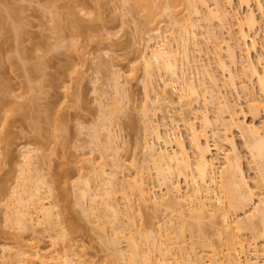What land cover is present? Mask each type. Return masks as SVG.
Wrapping results in <instances>:
<instances>
[{"label": "rangeland", "instance_id": "1", "mask_svg": "<svg viewBox=\"0 0 264 264\" xmlns=\"http://www.w3.org/2000/svg\"><path fill=\"white\" fill-rule=\"evenodd\" d=\"M202 1H206V4L211 7H213V2H215L214 0ZM123 3V0H0V264H10L13 262L14 253L18 249L16 238H18V234L20 235V230L17 226L15 227V223L14 225L12 221L6 219L10 218L7 217V214L8 216L10 215L8 212L11 209L9 210V208L13 209L12 202L14 200L12 199H14V193L12 191L17 187L19 182L18 177H21L19 176L21 174L20 166L23 165L21 153L25 151L24 149H32L35 152L34 154L37 155L35 156L36 159L40 161L39 163L36 160L38 162L37 165L41 170L43 169L41 173L44 172V178L54 189L52 199L53 201L55 199L56 218L59 217L58 222L61 223L60 227L68 234L67 238L72 239L76 244L78 256L81 257L79 260H76V264H105V260L108 259L107 257L113 258V255H111L112 249L109 248L108 250V245L106 243L102 244L103 241L100 240V235H97V232H94V230L90 231L87 229L89 221L85 219V217L83 218L82 206L79 203L80 201H78L77 191L80 192L81 190H77V188L75 190L74 184L78 181L79 175H84L86 172H88L86 173L88 175L89 172L93 171L92 167H97L101 162L106 163L105 167L109 172L117 171L121 168L119 166L115 168V163H112L115 160L113 155H110L111 158L110 156L104 158V154L101 153L104 150L102 147L106 146L105 148H107L108 145V141L105 142L106 137L103 135L108 131L104 132L105 130H103V127L106 129L110 121L106 123L107 121L104 122L101 120H109L108 116L104 118L105 115H103L104 113L108 114V109L109 111L110 109H116L118 111L116 112L115 110L116 113H114L116 115L112 113L113 111H110L113 115H109L113 116V118L109 117L112 118L111 120L113 122L111 121L112 127H109L111 124L108 126L112 133H118L116 137L119 138L120 141L119 139L116 140L120 143L119 150H121V153L119 155L118 152L117 155H119L118 158L120 161L125 163H120V166L124 165L122 169H119L120 171H117V175L121 178L126 177V180H132L134 178V173L137 170L139 171L137 168H140V170L143 169V172L148 168V172H145V176H148L149 168L150 173L153 172L151 168L152 162L146 165L145 162L147 159L145 160L146 155L143 153L147 145L146 142L149 143L153 140L152 136L144 132L145 124H143L144 118L142 110L146 107L145 99L148 91L147 87H145V81L147 83L145 79L147 78L144 72L142 52H144L145 46H147L145 40H148L147 38L150 37L149 35H153L155 31L148 29L146 24H144V18L141 17V12L136 9L137 6L131 4L134 5L131 7L129 3L126 5ZM125 6H127V10H125ZM133 7L136 8L132 10ZM200 9L202 12V21L199 23L196 19L197 17H195L194 20H197L200 25L199 31L201 35H199V37L201 39V45L205 48L210 47V50H214V41L212 40L213 42L211 43L212 38H208V32H210L211 34L214 33L215 37L218 36V40H220L221 43L231 42L233 46L234 41L230 40L229 34L227 33L228 25H223L216 20H211V22L208 18L206 19L207 21L204 20V17L208 15V13H206L208 12L207 8L202 6ZM249 9H252L257 17H261V12L255 0H250L249 4L241 5L237 3L232 12H234L239 19L242 18L244 22V18L247 17ZM130 10L132 11L130 12ZM135 10H138V13ZM188 10L184 8V12L182 11L180 15L184 14V17H188ZM56 16L61 18L59 19ZM181 16H167V18H164L165 21L161 22L159 26V28L162 29L160 31L164 32H162L165 34L164 36L167 37L168 41L172 46L174 45L175 48L180 46L184 39L181 38L184 31L180 32V28L182 31V28L185 27L179 24ZM75 18H77L79 21L78 23H80V27H75L77 31H74V28L71 26L72 20ZM55 19H59V22H62L61 25L60 23L57 25ZM177 20H179V23ZM235 22L236 21L233 22L234 25L232 29L236 33L239 23L236 22L235 25ZM181 23L183 22L181 21ZM54 24L56 27L61 26L60 28L57 27L61 32L55 28ZM220 24L225 28L222 29L223 27ZM64 25L68 26L65 27ZM70 29H73V31ZM207 30L209 31L207 32ZM251 33L252 39L257 43V48L256 50H252L249 56L253 59V62L256 63L260 72H263L264 62L261 61L264 57L262 56V59L261 55H264V29H258ZM180 38L182 39L181 41ZM221 46L224 47L223 50H221L222 58L224 61L226 60L227 65L229 63L228 67H231L230 69L236 72V90L231 88L229 84L228 87L225 88L227 82H225L224 85L222 84L226 76L223 79L224 74L221 72L220 68H218L214 53L208 55L203 54L201 57L202 63L210 66L212 74L214 73V75L218 77V81L223 85L221 86L219 83L222 87L220 90H224L227 93L226 95L228 100H230L231 106L232 104L235 105V111L237 109L236 122H246L248 124L255 123L256 125H260L261 122H264V112L260 111L259 114H253L254 112L252 113L248 106V96L243 93L240 88L243 82L256 92L258 98L262 96L255 78L250 77L249 72H247L249 68L247 69L248 63L245 60H247L248 57H246L244 51L234 46L239 63L237 62L238 64L231 65V60H229V56L227 55V45L221 44ZM206 51L208 50L206 49ZM229 52L228 50V53ZM245 68L247 70H245ZM200 69L197 71L199 72L198 75L193 74L196 83L199 82V80L203 81V79H205L203 82H206V79H209L205 78L207 75L204 77L205 73H201ZM156 75L153 76L154 85L156 84L162 87V81H160L159 77H156ZM209 81L205 84L210 87L212 83L209 84ZM120 82L122 84H120ZM178 85L177 91L180 93L181 84L178 82ZM117 86H119L118 88L120 89H118ZM160 89L163 90L162 88ZM117 90L120 91L118 92ZM169 91H171L170 88L168 89V92ZM116 93H120L117 98L116 96L118 94L116 95ZM148 95L149 97H154V93ZM173 97L175 99L173 102L174 104L172 103L167 109L171 111L174 117L178 118L182 104L177 99L178 95L174 94ZM120 100L122 103H120ZM118 101L121 105L117 104ZM112 105H114V109ZM162 105V108L167 110L165 104L162 103ZM218 105L219 104L212 103L208 106L213 120L217 118V115H220L219 106L223 107V105ZM223 109H226V107H223ZM104 110H106V112ZM227 110L228 109H226L224 115L225 123H220L218 125L220 128L217 126L219 129L218 133L222 136L221 139L228 137V139L230 138L237 143L250 186L256 193V197H258L260 193L263 192L261 187H259L260 182L257 181L259 180L258 177L261 166L258 165L257 162H254L247 153L245 140L240 135L237 126L230 123L231 120L229 116H227ZM231 110L233 111V109ZM221 114L223 115L224 113ZM158 116L161 119V113L160 115L158 113ZM158 116H156V119L159 118ZM53 118L56 120H54L55 122ZM101 121L107 126H103V123L100 125ZM198 121L197 126L199 127V125H201V120ZM212 122L217 123L216 120ZM108 127L107 130H109ZM94 129H100V136H98L100 138L103 136L99 144L96 142L98 145L93 140L94 133L92 131H95ZM174 131L189 144L188 132H186L181 122L179 123V127ZM105 135L108 134L106 133ZM211 137L212 136H210V142L214 144L215 140ZM224 141L222 140L221 142L224 143ZM103 142H105V144H102ZM216 143H218V141ZM220 145L226 152L230 150L229 146L226 144ZM90 158L92 162L88 160ZM105 159L107 161H105ZM107 162L109 165H107ZM141 166L145 167L141 168ZM90 167L91 169H89ZM118 172H121V175L118 174ZM90 176L91 175H89V177ZM84 177L88 178L86 175H84ZM92 177V179H89L91 182L92 180L94 182V176ZM66 179H68L67 182H65ZM93 182L91 184H93ZM257 182L259 183L258 185ZM183 183L184 182L181 183L182 189L185 188ZM256 185L258 188H256ZM155 189L156 191L154 190L153 194H158L155 196L160 198L164 191L161 192V190H159L160 188L156 186ZM184 190H186V188ZM17 191L22 190L18 189ZM118 198L119 200L117 201L121 202L120 206H122L120 208L128 215L126 213L128 211H125L126 202L122 201L120 195H118L117 199ZM133 198L135 199V197H132V200ZM134 201L130 202L134 207H132V211L131 208H129V212H132V217H130L133 221V226L138 227V229L144 228L146 231L152 230L153 232H158V230L160 231L161 229L163 234H167L171 231L174 232L172 234L173 236H171L174 237L175 234V237L178 238V234L176 236V230L179 228L178 226L181 225L183 218L187 221L189 220L188 222L195 221H193V219H188L189 217H183L182 215L181 218V211L176 208L177 206H174L175 210L170 207L173 211L170 209H163V207H161V209H154L155 207L145 202L144 204L141 200L135 199ZM123 202H125V204ZM186 205L187 207L189 206L188 204ZM187 207H184L183 212L187 211L185 214L191 211ZM246 209L243 213L242 210H232L230 214L231 216L233 215L232 218L234 219L239 218V220H244L246 212H250V208ZM126 215L123 217V213L122 216L125 220L128 218ZM215 218L216 217H214V219ZM217 218L221 220L220 217L217 216ZM217 218L215 220L211 218V222L213 223L214 221L213 224L210 222L211 219H207L208 221L204 220L206 221L204 223H202L203 221L201 220V227H203L201 228V232L194 231V234V232L189 233V231L186 230L183 236L185 237V241L181 243V246L183 244L187 246L189 243L190 246H188L191 247V245L193 246L194 244L195 247L198 248L197 252L203 250L201 255L208 257L209 252L210 256H212V249L210 247L214 244L213 248L216 250L218 249L217 251L220 252L223 250V253L221 251L222 255L219 256L221 258H223L224 255L226 256L227 250L224 248V245L220 244L222 241V243L225 241L220 240L215 232L216 225L221 224H218L221 221ZM164 219L167 222L172 220L174 224L170 222V225L167 224L170 226L169 227L165 225L167 222H165ZM194 223H196V221ZM214 224L215 226H213ZM90 225L93 226L94 224L92 225L91 223ZM75 226H79V229L80 227L81 229H76L77 231L73 232V227L76 228ZM91 226L90 228L92 229ZM166 227L169 228L167 229ZM169 229L170 231H168ZM110 230L111 229H109V231ZM195 230L200 231V229ZM245 231L242 233L243 236L252 242V233L249 230ZM49 232L50 233H41V235H39V232L37 233L39 236L34 233L30 234V231H26V235L25 232L23 233L25 241H31L33 237H38L41 239L40 244H42L43 248L46 247L45 249L48 250H51V248L52 250H56L57 248L58 251L59 249L61 250L66 244L62 241L63 238H57L55 240L58 242L55 248L52 245L54 241L51 240L52 238L49 236L53 231ZM51 235H55L54 232ZM183 237H180L181 241H183ZM191 239L195 240V243H193ZM33 240L32 242L36 241ZM121 241L123 243L121 242L119 246L125 248V243L127 242H125L124 239ZM189 250H191L189 252H192L193 249L189 248ZM203 253L206 254L204 255ZM254 256L252 258L256 264H264V257L260 256L255 259ZM174 257L180 258L178 255ZM208 259L205 258V260ZM110 260L109 258V261H107L109 264L112 262H110ZM112 260L114 262L115 259ZM172 260L174 261V259ZM180 260V263L184 262L182 258H180ZM118 261L120 264L123 263L121 260H115V263L112 264H116V262L119 263ZM252 263L254 262L252 261Z\"/></svg>", "mask_w": 264, "mask_h": 264}, {"label": "bare ground", "instance_id": "2", "mask_svg": "<svg viewBox=\"0 0 264 264\" xmlns=\"http://www.w3.org/2000/svg\"><path fill=\"white\" fill-rule=\"evenodd\" d=\"M214 1V5L211 7L210 5L206 4V1L204 2L202 0H123L125 5L129 3L131 7L134 5L137 6V8L133 7L132 10H134V8L138 9L141 12V17L144 18L142 19L144 20V24H146L147 28L155 31L153 32V35H149L150 37L147 38L148 40H145L147 46H145L144 52H142L144 72L147 78L145 79L147 80V83L145 81V87H147L148 94L154 93V97H149L148 94L146 95V107H143L144 109L142 110V115L144 118L143 124H145L144 132H147V134L152 136L153 140L149 143L146 142L147 145L145 144V152L143 153L146 155H144L146 157L145 160L147 159L149 161L148 162L146 160L147 163L145 162V164L147 165L152 162L151 168L153 170H151L153 172L150 173L149 168V174L148 176H145V172H148V168H145L147 170H145V172H143V169H141V171L140 168H137L139 171L137 170L134 173V178L132 177V180L129 179L130 181L126 180V177L121 178L117 175V171L122 169L125 163L120 161L118 158L121 153V150H119L120 139L116 137L118 133H112L109 127H112L113 122L111 120L113 116L110 115H116L115 113L118 111L115 109V112V110L110 109L111 112L113 111V114H111L108 109V114L104 113L106 110H104V114H102L106 116H104V118H107L108 116L109 120H101L104 122L107 121L106 123L109 121L112 122L108 123V126L111 124L109 127L102 121L100 122V125L103 123V126H107L109 128V130H107V127L106 129L103 127V130H105L104 132L108 131L106 132L108 135H105L106 133L103 134L106 137L105 142L108 141V145L107 148H105L106 146L102 147L104 150L102 151L101 149V153L104 154V158H106V156L113 155L115 160L112 163H115V168L116 166L121 168H119L117 171L109 172L105 167L106 163L101 162V164H99L97 167H92L93 173L89 172L88 175L86 174L88 172L84 173V175H86L88 178L84 177V175H79L78 181H76L74 184L75 190L76 188L77 190H81L80 192L77 191L79 199L78 201H80L79 203L82 206L83 218L85 217V219L90 222L89 223L87 221V229L97 232V235H100V240L104 242H102V244L106 243L108 245V250L109 248L112 249L110 250L112 251L111 255H113V258L107 257L108 259L105 260L107 262L110 258V262L112 261L110 264L115 263V260H121L123 262L122 264H256L252 258L254 255L255 259L260 256L264 257L262 256L264 255V122H261L260 125H256L255 123L248 124L246 122L237 123V109L235 111V105L232 104L231 106L230 100H228L226 95L227 93L223 89L222 90L225 93L220 90L222 88L221 86H223L225 82H227L225 88H227L229 84L231 88L235 90L237 89V84L235 83V78H237L235 77L236 72L233 69L232 71L230 69L231 67H228L229 63L227 65L226 60L224 61L222 58L221 50H223L224 47H222L221 44L225 46L227 45L228 47V49H226L229 60H231V65L239 63L237 60L238 56L235 52V47H238V49L240 48L242 51H244V54L246 57H248V59L245 57L247 59L245 61H247V69H249L247 70L245 68V70L249 72L250 77L255 78L259 91L262 95L260 96L261 99L257 97V94L254 90L249 88L243 82V84L241 83L240 88L242 92L248 96V106L250 111L252 113L254 112L253 114H259L260 111L264 112V69H262L263 72H260L256 66V63H254L253 59H251L249 56L251 51L256 50L257 48V43L252 39L251 32H254L258 29H264V0H255L258 9L261 12V17H257L255 12L252 9H249L247 17L244 18V22L242 18V20L239 19V17H237V15L232 11L235 9V5L237 3L241 5L249 4L250 0ZM127 6H125V10H127ZM202 6H205L208 11L206 12L208 15H206L207 17H204V20L208 18L210 21L216 20L223 25H228L227 33L229 34L230 40L234 41L233 46L231 45V42L226 43L224 40L223 42L226 44L221 43V41L218 40L219 37L217 36V33V37H215L214 33L211 34L208 32L209 30H207L209 37H207L209 39L210 37L212 38L211 43L214 41V50H210V47L205 48L201 45V39L199 37L201 32L199 31L200 25L198 24V21L199 23L202 21V12L200 9ZM184 8L185 10L189 9L188 17H184V14H181L182 16L180 15L182 11L184 12ZM132 10H130V12ZM138 10L135 11L138 13ZM167 16H181L179 19L180 21L177 20V22L179 21L180 23H178L180 25L182 24V27L185 26L182 28V31L180 28V32L184 31L183 34L185 36L183 34L182 35L184 37L181 35V38L184 39L182 40L180 38L182 43L180 42L181 44L180 46H177V48H175L174 45H171L167 37L164 36V32L160 31L162 29L159 28L161 22H164V18H167ZM195 17H197L196 19L198 21L194 20ZM59 19H55L57 25H59V23L61 25L62 23L59 22ZM75 19L72 20L73 22L71 23V26L74 28V31H77L75 30V27H78L80 23H78L79 21L77 18ZM181 21L184 24L181 23ZM234 21L239 23V26L237 24L238 31H236V33L232 29ZM68 25L64 26L66 27ZM57 27L55 26L56 29L60 28L61 26L58 28ZM222 27V29L225 28L224 26ZM58 30L60 31V29ZM71 31H73V29ZM206 49L208 51H206ZM228 50L230 51L229 53ZM211 53L215 54L218 68H220L221 72L224 74L223 79L226 76L224 83H222L223 85L218 81V77H216L214 73L212 74L210 66L208 64L202 63L201 57L203 54L208 55ZM262 56L264 57V55H261V57ZM261 62H264V59ZM199 69L201 73H205V75L203 74L204 77L207 75L205 78H209L208 80L206 79V82H203L205 81L203 77V81L199 80L197 83L195 82L196 80L194 81L193 74L198 75L199 72L197 71ZM154 75L159 77L160 81H162V87L157 86L156 84V86L154 85ZM208 81L209 84L212 83L210 87L205 84ZM178 82L181 84L180 93L177 91V87L179 86ZM120 84L122 83L120 82ZM118 87L119 86H117V88ZM159 87L163 90H161ZM169 88L171 91L168 92ZM117 94L118 93H116V95ZM119 94L116 96V98L119 96ZM174 94L178 95L177 99L182 104L178 118L174 117L171 111L167 109L175 100L173 97ZM120 103H122L121 100ZM120 103L119 101L117 102V104L121 105ZM162 103L165 104V108L167 110L162 108ZM212 103L223 105L224 108L226 107V109H228L227 116H229V119L231 120V122L230 120L229 122L237 126L240 135L245 140V148L247 153L254 162H257L258 165L261 166L258 177L259 180H257L260 182V184L257 182V185L259 184V187H261L263 192L260 193L259 196L257 194L258 197H256V193L250 186L249 179L247 178L243 167L242 157L237 143L230 138L229 140L228 137H225L226 140L221 139L222 136L218 133V125L220 123H225L224 115L226 113V109H223V107L218 105L220 115H217V118H214L213 120L208 108V106ZM114 105H112L113 109ZM117 109L119 110L118 107ZM231 109H233V111ZM158 113L159 115L161 113V119L158 116ZM221 113L224 114L222 115ZM156 116L159 118L156 119ZM54 120L55 119L53 118V121ZM198 120H201V125H199V127L197 126V122H199ZM215 120L217 122H214L216 126L212 122ZM180 122L186 129V132H188L189 144H187V142L179 134H177V132L174 131L179 127ZM100 129H94L95 131H92L94 133L93 140L95 143L98 142V144L102 141L101 138L103 137H99ZM210 136L214 138V144H211ZM116 139H119V141ZM222 140H225L224 143L221 142ZM217 141L218 143L221 142L220 144H226L229 146L230 150L226 152L220 144L216 143ZM105 142L102 144H105ZM24 150L25 151L21 153L23 158V165L20 164L21 174L19 176L21 177H18L19 182L17 187H15V190L13 189L12 191L14 193V199H12L14 200L12 202L13 209L9 208V210L11 209L8 212L10 215L8 216L7 214V217L10 218L6 219L12 221L13 224L15 223V227L17 226V228L20 230V235L18 234V238H16L18 249L14 253V261L10 264H76V260H79L81 257L78 256L76 244L72 241V239L67 238L68 234L60 227L61 223L58 222L59 217L56 218L55 199L54 201L52 199L54 189L44 178V172H42L43 174L41 173L43 169L41 170L37 165V163H40V161L36 159L35 156L37 155L34 154L35 152L32 149ZM118 152L119 155H117ZM88 160L92 162L91 158ZM105 161L107 160L105 159ZM120 163L124 164L120 166ZM107 165H109L108 162ZM145 166H141V168ZM89 169H91V167ZM120 173L121 172H118V174ZM89 175L91 176L89 177ZM92 176H94L95 179V184L92 180L94 185L91 184L92 182L89 179H92ZM67 180L68 179H66L65 182H67ZM182 182H184L183 185H185L186 190H184L185 188L182 189ZM155 186L159 187L161 192L164 191L162 195L160 194V198L156 197L158 194H153L154 190L156 191ZM256 188H258V186ZM18 189H21L22 191H17ZM118 195L122 197V201L126 202V204L123 202L125 204V211L129 212V208H131L132 211V207L134 206H132L133 204L130 202L138 199L139 201L141 200V202L143 201V203L145 202L148 205H152L155 207L154 209H161V207H163V209L169 210L171 207L172 209L174 208L173 210H175V207L177 206L176 208L180 209L179 211H181V214L179 212L180 216H186V218L189 217L188 219H193V221L195 220L196 223H194L195 221L188 222L189 220L187 221L185 218H183L181 225H179V228L176 230V236L178 234V238L175 237L174 234L176 239L172 237L174 232H171L170 229L168 230L170 232L167 234H163L161 229L160 231L158 230V232H153L152 230L146 231L144 228L138 229V227L133 226V221L131 219L132 212H126L128 214L126 215L124 210L120 208L122 206H120L121 202L117 201L119 200V198L117 199ZM132 197H135V199L133 198L132 200ZM84 202L87 203L85 204ZM186 204L189 206L187 207ZM185 206L191 210L189 212L188 209V214H185L187 211L183 212ZM246 208H250V212L247 211L248 214L246 212L244 220L232 218L233 215L231 216L230 214L232 210H242L243 213L245 212ZM125 215L128 216V218L126 217V220L122 218V216L125 217ZM217 216L220 217L221 220L217 218ZM214 217L221 221L219 223V220L217 221L218 224H221L216 225L215 232L219 236L220 240L225 241L224 243H222V241L220 244L225 246L224 248L227 250L226 256L223 254L224 257L222 256L223 258H221L220 256L222 255L223 250H221L222 253L221 251H217L218 249L216 250L213 248V244V246L210 247L212 249V251L210 250L212 252V256H210L209 252V259L208 257H204L201 255L203 250L201 252L200 250L197 252L198 248L193 244L195 243V240L193 239H191L193 243H190L193 244L194 247L192 245L189 247V243L187 244V246L189 245L188 247L184 244L181 246V243H184L185 241V237L183 236L186 230L189 231V233H193L194 231L201 232V228H203L201 227V220L203 221L202 223H204L206 222L204 220H209L211 218L214 219ZM165 222L167 221L165 220ZM170 222L171 224L173 223L172 220H170L169 222L165 223V225L169 224ZM91 223L94 225L91 226ZM213 223L211 222V224ZM89 225L92 227V229ZM130 226H132L133 229ZM213 226H215V224ZM75 227L76 228L73 227L74 230L72 229L73 232L77 231L76 229H79V226ZM158 227L160 228L159 225ZM109 229L111 230L109 231ZM195 229H200V231ZM245 230H249L252 233V242L243 236L242 233ZM26 231H30V234L34 233L36 235H38L37 233L39 232V235H41V233L44 234L46 232L50 233L49 231H53L55 235H51L53 232L49 235L52 238L51 240L54 241H52V245L55 248L57 247L58 242L55 241L57 238H63L62 241H64L66 244L61 248V250L59 249V251L57 248L56 250H52V248L51 250H48L45 249L46 247H42V244H40L41 239L38 237H33V239L36 241L31 238V241H25L23 232H25L26 235ZM180 237H183V241L180 240ZM123 239L125 242H127L125 243V248L119 246L121 245V240ZM32 240L34 242H32ZM189 248L194 250H192L193 253L189 252L191 251ZM224 252L226 253L225 250ZM176 255L182 258L184 262L182 261L183 263H180V258L174 257ZM205 258L208 260H205ZM112 259H115L114 262ZM172 259H174V261ZM252 261L254 263H252ZM106 262L105 264H109V262ZM116 264H120V262H116Z\"/></svg>", "mask_w": 264, "mask_h": 264}]
</instances>
